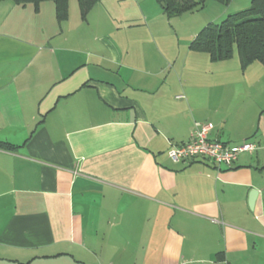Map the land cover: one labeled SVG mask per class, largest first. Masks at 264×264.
<instances>
[{"label":"crops","instance_id":"crops-1","mask_svg":"<svg viewBox=\"0 0 264 264\" xmlns=\"http://www.w3.org/2000/svg\"><path fill=\"white\" fill-rule=\"evenodd\" d=\"M166 20L0 0V264H264V65L192 51L195 26L172 55ZM208 123L257 150L172 162Z\"/></svg>","mask_w":264,"mask_h":264},{"label":"trees","instance_id":"trees-1","mask_svg":"<svg viewBox=\"0 0 264 264\" xmlns=\"http://www.w3.org/2000/svg\"><path fill=\"white\" fill-rule=\"evenodd\" d=\"M19 5L38 6L45 1L56 4L58 20L68 17L70 0H13ZM102 0H78L82 17ZM168 20L192 13L205 7L208 0H156ZM228 4L230 0H214ZM190 48L194 52L206 53L213 61L228 60L237 50L243 68L254 62L264 65V0H253L252 6L244 11L229 14L222 22L205 26L193 39ZM9 146L12 145L2 143Z\"/></svg>","mask_w":264,"mask_h":264},{"label":"built area","instance_id":"built-area-1","mask_svg":"<svg viewBox=\"0 0 264 264\" xmlns=\"http://www.w3.org/2000/svg\"><path fill=\"white\" fill-rule=\"evenodd\" d=\"M178 99H184L179 96ZM213 124H196L191 141L182 144H171L168 156L174 163L192 161L205 158L218 167L231 168L242 153H252L257 150L253 143L245 142L239 146H228L218 141H211L208 133Z\"/></svg>","mask_w":264,"mask_h":264},{"label":"rangeland","instance_id":"rangeland-1","mask_svg":"<svg viewBox=\"0 0 264 264\" xmlns=\"http://www.w3.org/2000/svg\"><path fill=\"white\" fill-rule=\"evenodd\" d=\"M75 1L77 3V0ZM252 1L253 0H230L228 4H221L214 0H208L205 7L198 11L186 13L170 22L166 20V22H163L164 27L161 25V27H163L162 34L165 42L170 43L173 48L171 54L175 55L176 53L178 56L184 50V47H180L179 43L181 42H179V39L184 36V28L186 29L187 26H195L198 30L197 32H200L205 26L212 22H222L229 14H235L249 9L252 6ZM220 12L222 13L221 17ZM214 18L217 19L214 21ZM236 57H238L237 50Z\"/></svg>","mask_w":264,"mask_h":264},{"label":"water","instance_id":"water-1","mask_svg":"<svg viewBox=\"0 0 264 264\" xmlns=\"http://www.w3.org/2000/svg\"><path fill=\"white\" fill-rule=\"evenodd\" d=\"M255 195V194H254Z\"/></svg>","mask_w":264,"mask_h":264}]
</instances>
